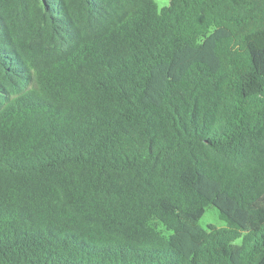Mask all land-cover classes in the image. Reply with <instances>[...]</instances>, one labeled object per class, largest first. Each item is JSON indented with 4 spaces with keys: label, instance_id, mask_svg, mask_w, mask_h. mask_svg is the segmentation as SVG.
Returning a JSON list of instances; mask_svg holds the SVG:
<instances>
[{
    "label": "trees",
    "instance_id": "obj_1",
    "mask_svg": "<svg viewBox=\"0 0 264 264\" xmlns=\"http://www.w3.org/2000/svg\"><path fill=\"white\" fill-rule=\"evenodd\" d=\"M169 1L0 0V264H264V0Z\"/></svg>",
    "mask_w": 264,
    "mask_h": 264
},
{
    "label": "rangeland",
    "instance_id": "obj_2",
    "mask_svg": "<svg viewBox=\"0 0 264 264\" xmlns=\"http://www.w3.org/2000/svg\"><path fill=\"white\" fill-rule=\"evenodd\" d=\"M160 7H166L169 6L170 1L169 0H155ZM199 225L203 228H208L209 226H215L218 228L224 227L225 223L220 219L218 210L211 206L207 208L206 213L204 216L200 219Z\"/></svg>",
    "mask_w": 264,
    "mask_h": 264
}]
</instances>
